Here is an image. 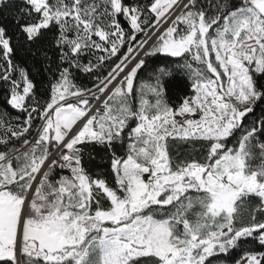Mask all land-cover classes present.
Masks as SVG:
<instances>
[{
	"label": "snow or ice",
	"instance_id": "1",
	"mask_svg": "<svg viewBox=\"0 0 264 264\" xmlns=\"http://www.w3.org/2000/svg\"><path fill=\"white\" fill-rule=\"evenodd\" d=\"M0 88V264H264V0H0Z\"/></svg>",
	"mask_w": 264,
	"mask_h": 264
},
{
	"label": "trees",
	"instance_id": "2",
	"mask_svg": "<svg viewBox=\"0 0 264 264\" xmlns=\"http://www.w3.org/2000/svg\"><path fill=\"white\" fill-rule=\"evenodd\" d=\"M15 2L17 4H19L20 0H15ZM25 59H28V57L25 56L23 51L18 50L17 60L23 61ZM170 59H173L175 62H180L178 60V58H170ZM173 66H175V63L173 64ZM149 71H150V69H149ZM179 76H180V79L182 82L187 80V77L185 76V74L183 72H180ZM147 77H148L147 72L141 74V79H147ZM35 81L37 83L38 92L43 93L42 85L44 82H46V77L44 75L36 76ZM78 82L85 84V85H88V86H91L87 77H82L81 79L78 80ZM4 107H5V105H4V92H3V89L0 88V110H3ZM12 114L15 115L16 113L14 111H12ZM117 150L119 151V148ZM176 151H178L181 154H186L187 152L191 151V147L190 146H181ZM176 151H174V155L176 154ZM88 153H91L92 158L89 157ZM84 166L86 167V169L90 173H93V174H95L96 172H100V171L104 172V175L107 177V179L111 183L112 177H111L110 172L107 169V165L105 163V151L103 148H101L99 146H89L86 150V155L84 158Z\"/></svg>",
	"mask_w": 264,
	"mask_h": 264
},
{
	"label": "rangeland",
	"instance_id": "3",
	"mask_svg": "<svg viewBox=\"0 0 264 264\" xmlns=\"http://www.w3.org/2000/svg\"><path fill=\"white\" fill-rule=\"evenodd\" d=\"M180 62H182V61H180Z\"/></svg>",
	"mask_w": 264,
	"mask_h": 264
}]
</instances>
